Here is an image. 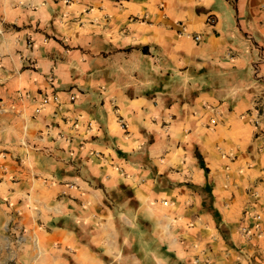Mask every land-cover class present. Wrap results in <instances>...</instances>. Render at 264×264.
Masks as SVG:
<instances>
[{
  "label": "crops",
  "instance_id": "1",
  "mask_svg": "<svg viewBox=\"0 0 264 264\" xmlns=\"http://www.w3.org/2000/svg\"><path fill=\"white\" fill-rule=\"evenodd\" d=\"M0 210L14 264H264V0H0Z\"/></svg>",
  "mask_w": 264,
  "mask_h": 264
},
{
  "label": "rangeland",
  "instance_id": "2",
  "mask_svg": "<svg viewBox=\"0 0 264 264\" xmlns=\"http://www.w3.org/2000/svg\"><path fill=\"white\" fill-rule=\"evenodd\" d=\"M116 75L121 76V74ZM130 76L137 78V73L130 74ZM9 226H11V223H8L5 214L0 210V264H14V258L17 254H24V256L27 254V250H17L14 247V241L21 240L22 233L19 234V238L14 237L15 234H12L8 229ZM245 232L248 233V231Z\"/></svg>",
  "mask_w": 264,
  "mask_h": 264
},
{
  "label": "built area",
  "instance_id": "3",
  "mask_svg": "<svg viewBox=\"0 0 264 264\" xmlns=\"http://www.w3.org/2000/svg\"><path fill=\"white\" fill-rule=\"evenodd\" d=\"M208 22L209 23H213V20L211 18H208ZM194 39L195 40H199V36L198 35H194ZM53 100L58 102V97L57 96H53ZM71 100H74V96H71ZM121 127L124 128V123H121Z\"/></svg>",
  "mask_w": 264,
  "mask_h": 264
},
{
  "label": "trees",
  "instance_id": "4",
  "mask_svg": "<svg viewBox=\"0 0 264 264\" xmlns=\"http://www.w3.org/2000/svg\"><path fill=\"white\" fill-rule=\"evenodd\" d=\"M205 171H206V169H205Z\"/></svg>",
  "mask_w": 264,
  "mask_h": 264
}]
</instances>
